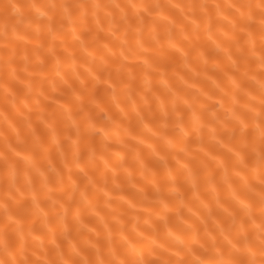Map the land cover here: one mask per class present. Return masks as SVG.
Returning a JSON list of instances; mask_svg holds the SVG:
<instances>
[{"label": "bare ground", "instance_id": "1", "mask_svg": "<svg viewBox=\"0 0 264 264\" xmlns=\"http://www.w3.org/2000/svg\"><path fill=\"white\" fill-rule=\"evenodd\" d=\"M205 2L0 0V146L10 143L19 181L0 184V237L12 248L27 237L26 264L55 257L52 229L65 210L80 214L69 236L84 256L59 229L55 242L77 262L249 264L264 236L259 190L235 182L251 214L232 198L195 202L184 165L218 178L216 158L231 165V144L254 141V128L227 119V109L264 113V67L240 30L247 25L264 51L260 0H218L223 15H204ZM184 100L201 122L227 125L223 142L191 131Z\"/></svg>", "mask_w": 264, "mask_h": 264}, {"label": "clouds", "instance_id": "2", "mask_svg": "<svg viewBox=\"0 0 264 264\" xmlns=\"http://www.w3.org/2000/svg\"><path fill=\"white\" fill-rule=\"evenodd\" d=\"M138 9V13L143 11L147 15H158L159 13H153L143 5H134ZM176 7H180L179 3L175 4ZM234 7V5H233ZM261 7V17L259 26V39L264 43V0H260ZM201 11L204 15H210L213 11L217 15H223V8L218 0H206L204 4L201 5ZM65 14H68V10L63 9ZM46 15L47 13H42ZM93 16L96 15V10L91 13ZM71 18V17H69ZM242 32L247 33L246 43L249 45L248 54L252 58L259 56L261 66L264 67V51L257 53L255 43L257 36L251 33L247 29V25L240 26ZM153 39H158L156 36H152ZM169 43L176 41V37L171 33L166 37ZM141 47L143 44L141 41L137 42ZM177 47L179 42H177ZM183 56L187 58L188 52L180 48ZM228 83L234 88L239 87L234 77L229 74ZM147 80V76L145 77ZM165 86L168 85L167 80L162 78L161 81ZM261 91L264 92V81L260 82ZM264 103V101H262ZM184 107L191 110L193 114L191 131H195L198 134H206L209 137L222 141L224 132L227 125L221 122V127H216L213 125H207L201 122L195 115V108L190 101H183ZM161 108L163 109V103H161ZM175 108V105H174ZM228 117L235 123H239L244 126V128L250 125L254 128L255 138L250 144H238L233 143L230 146V151L233 154V162L231 165L225 164L222 159L216 158V166L220 169V175L218 178H212L211 176L198 177L193 174L191 168L187 165L185 167L184 182L191 189L192 198L195 202L207 203L209 200L217 204L225 198H232L243 204L248 208L249 213L253 211V207L250 202L246 201L240 194L236 185L238 180L240 184L250 191L259 190V211L262 217H264V113H259L257 109L251 104L248 105L247 111L250 116L245 118L243 115L236 113L231 107L227 109ZM164 116H168V112L164 110ZM0 122H7V117L4 113L0 112ZM182 124V121H178ZM58 142V141H57ZM13 151L10 143L5 142L3 146H0V184H3L7 180L8 187H17L19 181L18 178L9 173L11 169V159L8 152ZM30 182V177L26 178ZM172 191H180L179 186L175 184L173 178V184L170 188ZM157 188V192H159ZM161 208L167 209L168 205L162 199L157 198L155 201ZM187 206V205H186ZM0 207L3 204L0 203ZM161 220H166L165 216H160ZM82 220L80 214H69L66 210L63 212L57 222V225L53 227V242L56 245V255L54 258L50 259L47 264H94L93 261L82 259L77 262L75 259H69L64 255L63 248L59 243L55 242V232L59 229L63 239L68 241L69 248L73 256L83 257L84 253L77 247V245L71 241L69 232L72 225L81 224ZM27 250V237L21 233L20 234V244L17 248H12L8 245L7 241L0 237V264H26L24 259V254ZM19 253V255H17ZM5 256L9 259H5ZM106 264H111V262H106ZM208 264H212L211 261ZM249 264H264V236H262L258 250H255L249 254Z\"/></svg>", "mask_w": 264, "mask_h": 264}]
</instances>
